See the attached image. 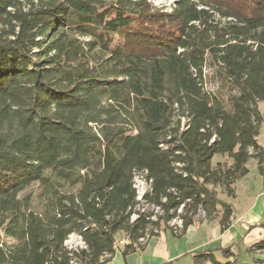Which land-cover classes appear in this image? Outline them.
<instances>
[{
	"label": "trees",
	"instance_id": "16d2710c",
	"mask_svg": "<svg viewBox=\"0 0 264 264\" xmlns=\"http://www.w3.org/2000/svg\"><path fill=\"white\" fill-rule=\"evenodd\" d=\"M260 102L264 0H0V264H106L118 234L125 257L228 229L220 195L264 170ZM214 252L193 264H264V239Z\"/></svg>",
	"mask_w": 264,
	"mask_h": 264
},
{
	"label": "crops",
	"instance_id": "0c3cea01",
	"mask_svg": "<svg viewBox=\"0 0 264 264\" xmlns=\"http://www.w3.org/2000/svg\"><path fill=\"white\" fill-rule=\"evenodd\" d=\"M259 111L264 118V112L260 108ZM257 141L264 151V123L260 127ZM250 166L251 170L259 172L262 187L255 192L252 201L240 214L233 211L234 218L232 217L228 229L221 230L218 222L213 221L189 226L185 233L178 237L174 236L170 230L160 231L157 237L147 239L140 249L125 257L122 255V249L116 248L112 260L106 264H180L192 258L193 253L205 249H215L214 256L221 262L225 261L221 253L222 249L229 248L230 253L235 255V252L240 251L239 246L246 233L249 234L254 229L261 230V228L264 231V227L259 226L264 221V170L262 172L258 170L255 160H252ZM248 170V174L243 179H246L252 172L249 168ZM235 195L238 197L236 189ZM241 232H244L243 236L240 235ZM236 248L237 250H234Z\"/></svg>",
	"mask_w": 264,
	"mask_h": 264
},
{
	"label": "rangeland",
	"instance_id": "374dc122",
	"mask_svg": "<svg viewBox=\"0 0 264 264\" xmlns=\"http://www.w3.org/2000/svg\"><path fill=\"white\" fill-rule=\"evenodd\" d=\"M174 1L175 0H150V2L155 7H159V8L163 7V9H168V10L174 4ZM259 108L261 109V111L264 112V102L259 103ZM217 158L218 157H214L213 162H215ZM250 163H252V160L249 161V167H248L251 170ZM251 171L252 172H250L249 176H247L246 179H240L236 181V183L234 184V188L236 189L238 194V197H236L235 199L236 201H234V199H227L225 196L220 195V198L223 201L227 203H231L233 211H235L237 214H240L245 209V207L249 205V203L252 201L254 197L255 192L259 191L262 187V183L260 182L261 180H260L259 172L257 170H251ZM136 187L138 188V190L143 191L144 185L142 186L141 180L136 181ZM144 208L147 211L150 212L153 211L152 207L147 208V206H144ZM203 217L204 216L201 215L200 219H202ZM235 229L238 230L237 227H235ZM243 234L244 232L243 233L241 232L240 235L243 236ZM262 239H264V231L262 230V228L261 230L259 229L251 230L249 234L246 233L245 238L241 242L239 246L240 250L243 251L245 248L252 246L253 244L259 242ZM123 244H124L123 235L118 234L116 236V248L119 247V249L121 250L123 248ZM66 246L68 248H82L83 245L79 237H77L76 235H72L66 241ZM234 250H237V248ZM186 261L188 262V264H193L192 258H188L187 260H184L180 264H184V262L186 263ZM238 264H243V260L239 259Z\"/></svg>",
	"mask_w": 264,
	"mask_h": 264
},
{
	"label": "built area",
	"instance_id": "2783aa9c",
	"mask_svg": "<svg viewBox=\"0 0 264 264\" xmlns=\"http://www.w3.org/2000/svg\"><path fill=\"white\" fill-rule=\"evenodd\" d=\"M263 167H264V162H263ZM137 180H141L142 181V186L144 185V189L143 191H140L138 190V188L136 187V181ZM134 182H135V188H136V192H137V199L138 200H141L143 195L145 194V192L147 191V183L144 181V179L141 177V176H136L135 179H134ZM144 183V184H143ZM202 215V213H201ZM181 222L180 221H174L171 225H177V226H180Z\"/></svg>",
	"mask_w": 264,
	"mask_h": 264
}]
</instances>
